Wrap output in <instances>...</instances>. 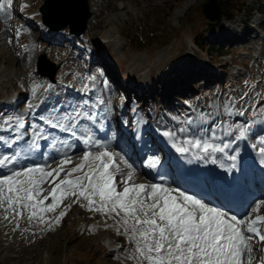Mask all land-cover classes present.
I'll return each mask as SVG.
<instances>
[{"label": "rangeland", "instance_id": "obj_1", "mask_svg": "<svg viewBox=\"0 0 264 264\" xmlns=\"http://www.w3.org/2000/svg\"><path fill=\"white\" fill-rule=\"evenodd\" d=\"M70 1L82 17L84 4ZM202 1L88 0L90 15L86 28L76 38L89 45L85 46L88 49H80L67 38L69 22L63 29L42 22L39 6L45 0H13L11 17L0 19V107L19 102L14 118H24L36 106L48 110L35 116L47 115L60 103L57 95L62 97L64 88L68 87L66 83L82 87L83 78L90 74L96 76L95 87L103 98L110 101L108 119L112 121L119 111L115 96L121 94L129 106L123 108L124 113L141 115L142 122L147 119L143 128L151 126L149 122H161L181 137L184 134L179 132L181 127L191 130L189 119L193 126L210 128L214 122L235 124L249 118L256 120L251 133L254 135L264 128V116H251L253 105L257 109L264 106V33H261L264 11L255 9L249 23L244 21L245 15H240L234 21L225 19L222 25L209 26L200 7ZM22 5L28 7L21 11ZM58 5L52 3V8L57 9ZM55 9L51 13H59ZM77 14L56 16V19L67 22ZM195 38L230 53L213 55L215 50L201 49ZM40 64L43 73L39 71ZM46 72H53L55 81ZM163 77L164 81L168 78L176 83H171L169 89L163 81L151 96L148 92L138 94L140 86L150 87V81L158 82ZM133 83L138 87L136 90L125 87ZM34 87H37L35 94ZM63 98L74 104L81 96L69 94ZM226 103L234 105L236 110L245 109V115L229 116L224 111ZM29 105L33 107L30 109ZM3 112L0 109V121ZM202 115L208 120H201ZM27 120L40 124L30 117ZM147 135L152 136L150 132ZM105 136L117 144L121 134L113 125ZM126 139L122 142L127 145ZM118 146L116 151L123 149V143ZM121 154L133 163L137 180L144 178L150 182L130 155L122 150ZM4 215L0 209V264H135L128 259L132 245L125 237L106 227L105 217L78 205H73L52 231H42L43 226L35 224L29 226L26 218L20 220L17 228L15 223L4 220ZM112 223L107 220V225ZM25 228L29 230L23 231Z\"/></svg>", "mask_w": 264, "mask_h": 264}, {"label": "snow or ice", "instance_id": "obj_2", "mask_svg": "<svg viewBox=\"0 0 264 264\" xmlns=\"http://www.w3.org/2000/svg\"><path fill=\"white\" fill-rule=\"evenodd\" d=\"M12 7L13 0H0V19H9ZM26 7L22 5L21 11ZM83 79L79 91L89 98L53 106L47 115L39 116L42 124L33 122L28 131H22L25 120L19 116L14 123L8 117L0 124V131L10 134L7 139L0 135L3 147L10 149L24 140L14 152H0V170H8L7 174L0 173L3 219L18 228L20 220L26 218L29 226L35 224L43 226L42 231H52L73 205H78L105 217V226L125 237L132 245L128 259L135 264H264V198H257L240 184L247 167L241 142L250 149L249 155L254 154L253 165L262 166L264 176V134L251 135L256 120L214 122L207 128L193 126L189 119L191 130L179 129L182 134L188 133L182 139L173 131L161 133L188 164L213 165L228 174H241L233 175L231 180L221 177L229 187L235 185L247 192V197L241 198L242 210H237L209 196L198 197L188 189L173 186L163 173L158 182H137L133 163L113 150L110 138L98 137V132H106L110 101L102 96L90 97L96 76ZM36 90L32 89L33 94ZM224 111L229 116L245 115V109L236 110L228 103ZM258 115L264 116V106L257 109L253 105L251 116ZM201 120L207 121L208 117L202 115ZM123 123L127 125L128 121ZM44 126L56 131H47ZM56 132L67 135L62 137ZM41 141L46 143L42 145ZM77 149L82 151L78 161L73 157ZM37 157L43 162L37 163ZM159 164L158 156L147 158L149 169L155 170ZM107 220H112V225H107Z\"/></svg>", "mask_w": 264, "mask_h": 264}, {"label": "water", "instance_id": "obj_3", "mask_svg": "<svg viewBox=\"0 0 264 264\" xmlns=\"http://www.w3.org/2000/svg\"><path fill=\"white\" fill-rule=\"evenodd\" d=\"M82 4H84L83 5L84 11H83L82 17H80V18L76 17L75 19L71 18V19L67 20V22H61L60 25H51L49 22L50 20L47 19V17L49 18L50 14H51V9H49V8H52V6H51L52 4H50V0H45V2L41 5L40 10L43 12V19L45 20L46 23L50 24L51 26H53L55 28H64L67 25V23L69 22L71 25V31L79 34L85 30V28H86L85 24H86L88 16L90 15L88 0H82ZM200 7H201L202 11L204 12L205 17L209 20V22H208L209 26L218 25L222 21L223 13H222V9H221L219 0H204L201 2ZM52 9H54V8H52ZM55 10H57V9H55ZM76 24H80V25L78 27H75L74 25H76ZM41 71H44V69L43 70L41 69ZM51 73H49V74L52 77V79H54V73L53 72H51Z\"/></svg>", "mask_w": 264, "mask_h": 264}, {"label": "trees", "instance_id": "obj_4", "mask_svg": "<svg viewBox=\"0 0 264 264\" xmlns=\"http://www.w3.org/2000/svg\"><path fill=\"white\" fill-rule=\"evenodd\" d=\"M219 3L222 8L223 18L229 20H236L237 16L245 15V17H243L244 21L249 23L255 9H261L264 11V0H219ZM194 41L196 45H198L203 50L207 47L215 50L216 52L212 51L213 55L222 56L230 53L229 50L224 51L218 49L211 42L204 43L198 38H195Z\"/></svg>", "mask_w": 264, "mask_h": 264}, {"label": "bare ground", "instance_id": "obj_5", "mask_svg": "<svg viewBox=\"0 0 264 264\" xmlns=\"http://www.w3.org/2000/svg\"><path fill=\"white\" fill-rule=\"evenodd\" d=\"M69 0H50V4H54V3H59V5L56 7L58 10H59V13H51V18L49 17H47V19H49L50 21V24L51 25H60V22L61 21H58V19H56V16L57 17H64L66 14H69L70 13V16H71V13L72 14H77L76 13V9L78 8L74 3H72L71 1L70 2H68ZM76 1H80V3H82V0H76ZM52 6V5H51ZM49 9H52V8H49ZM54 9H55V7H54ZM75 17H77V18H80V16L77 14ZM74 18V17H73ZM224 20L225 19H223L222 21H221V24H219V25H222V23L224 22ZM228 20V19H227ZM50 24H48L49 26H51ZM80 24H76V25H74L75 27H78ZM224 26H226V25H224ZM223 26V27H224ZM218 27V26H217ZM222 27V28H223ZM52 28V27H51ZM163 81H164V77L162 78V80L161 81H158L157 82V84H156V81L153 83L152 81H150L149 83V89H148V91H145V90H141V91H138L139 92V94H143L144 92H148V94H149V96H151L152 94H154L155 92H156V88H157V86H159V84H160V82L161 83H163ZM96 82V81H95ZM165 82V81H164ZM176 82H173V85L175 84ZM178 85L180 84L181 85V83H177ZM172 85H169V84H166L165 85V87H169V89H170V87H171ZM125 87L126 88H130L128 85H125ZM133 90H135L133 87H131ZM135 88H137V86L135 87ZM12 109H10V110H8V111H11ZM32 111H33V113L34 114H39L41 111H42V108H37V106L36 107H34L33 109H32ZM31 113V111L29 110L27 113H26V115H25V118L26 117H28L29 116V114ZM47 131H49V130H52V129H50V128H48V129H46ZM51 132V131H50ZM57 134V133H56ZM62 136V135H61ZM124 134H123V136L121 137V140L124 138ZM63 137V136H62ZM120 140V141H121ZM168 140V139H167ZM120 141L117 143V144H112V147H118V145H120ZM171 142L170 141H168V145L170 144ZM42 144V143H41ZM77 154H74L73 153V157H75ZM76 160V159H75ZM178 164V163H177ZM180 165V164H179ZM259 169H262V167H259ZM8 172V171H7ZM217 173L220 175V176H222V170L221 169H217ZM4 174V173H3ZM137 181H140V182H145L146 180L143 178V179H139V180H137Z\"/></svg>", "mask_w": 264, "mask_h": 264}]
</instances>
